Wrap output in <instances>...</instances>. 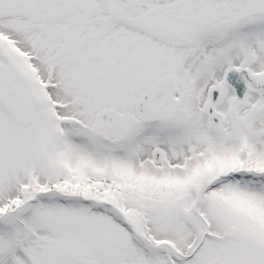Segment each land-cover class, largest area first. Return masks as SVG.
<instances>
[{
    "label": "rangeland",
    "instance_id": "obj_1",
    "mask_svg": "<svg viewBox=\"0 0 264 264\" xmlns=\"http://www.w3.org/2000/svg\"><path fill=\"white\" fill-rule=\"evenodd\" d=\"M0 55V264H264V0H0Z\"/></svg>",
    "mask_w": 264,
    "mask_h": 264
},
{
    "label": "water",
    "instance_id": "obj_2",
    "mask_svg": "<svg viewBox=\"0 0 264 264\" xmlns=\"http://www.w3.org/2000/svg\"><path fill=\"white\" fill-rule=\"evenodd\" d=\"M226 82L233 88L238 98H244L248 94L260 95L264 98V73L252 72L243 67L229 69L225 74ZM11 94L15 98L28 97V90L24 87H11ZM226 264L230 263L225 259Z\"/></svg>",
    "mask_w": 264,
    "mask_h": 264
},
{
    "label": "trees",
    "instance_id": "obj_3",
    "mask_svg": "<svg viewBox=\"0 0 264 264\" xmlns=\"http://www.w3.org/2000/svg\"><path fill=\"white\" fill-rule=\"evenodd\" d=\"M0 58L2 59V60H4L5 61V59L3 58V56L2 55H0ZM116 155H120V154H116ZM78 166H80V165H78ZM79 168H81L82 169V167H79ZM131 167H126V169H127V172L126 171H123L124 173V177H126L127 175H129L128 174V171L130 170L131 171V169H130ZM68 169H69V171H73V170H75L76 169V166H69L68 167ZM71 174H73V172H71V173H69L68 175H71ZM127 174V175H126ZM228 182H230L229 180H228ZM228 182H226L225 184H227ZM247 183H245V185H246ZM248 185V184H247ZM222 186H224V185H222ZM64 201L63 202H65V200H67L68 198H65V197H63L62 198ZM174 249H172V247H170V250H169V252L171 253H177V254H179V255H181L183 258H188V256L189 255H184V254H182V252H181V250H179V249H175V251H173ZM175 262H176V264H178L179 263V261H177V260H175Z\"/></svg>",
    "mask_w": 264,
    "mask_h": 264
},
{
    "label": "bare ground",
    "instance_id": "obj_4",
    "mask_svg": "<svg viewBox=\"0 0 264 264\" xmlns=\"http://www.w3.org/2000/svg\"><path fill=\"white\" fill-rule=\"evenodd\" d=\"M23 98H27V97H23ZM20 99H22V98H20Z\"/></svg>",
    "mask_w": 264,
    "mask_h": 264
}]
</instances>
